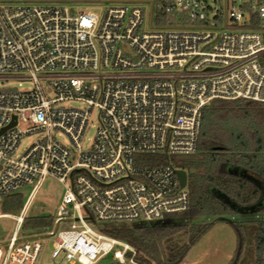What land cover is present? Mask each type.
<instances>
[{"label": "built area", "instance_id": "built-area-1", "mask_svg": "<svg viewBox=\"0 0 264 264\" xmlns=\"http://www.w3.org/2000/svg\"><path fill=\"white\" fill-rule=\"evenodd\" d=\"M109 4L100 16L64 4ZM0 6V264H38L19 240L46 177L63 187L51 263L216 264L226 246L174 224L190 200L175 169L135 156H192L213 101L264 104V0H26ZM262 62H261V61ZM30 84L27 91L9 85ZM74 102L80 108L64 107ZM96 130L82 147L89 119ZM64 136L71 149L53 138ZM36 141L17 154L26 137ZM33 189L16 215L1 201ZM133 224L115 239L97 226ZM159 223L160 237L144 229Z\"/></svg>", "mask_w": 264, "mask_h": 264}, {"label": "trees", "instance_id": "trees-1", "mask_svg": "<svg viewBox=\"0 0 264 264\" xmlns=\"http://www.w3.org/2000/svg\"><path fill=\"white\" fill-rule=\"evenodd\" d=\"M160 165L172 166L187 176L190 206L186 213L174 215V224L195 228L190 248L184 251L183 260L191 248L200 242L213 222H222L236 238L237 249L231 254L230 264H238L245 240L249 238L251 263L264 264V104L244 100L213 101L203 110L194 155L176 159L155 160ZM22 200L8 195L1 201L4 214L20 212ZM47 227L49 219H25L21 232L28 224ZM160 224L143 226L160 237ZM108 236L121 239L118 233ZM143 255L161 264L156 255L141 250ZM136 264H144L135 259Z\"/></svg>", "mask_w": 264, "mask_h": 264}, {"label": "rangeland", "instance_id": "rangeland-1", "mask_svg": "<svg viewBox=\"0 0 264 264\" xmlns=\"http://www.w3.org/2000/svg\"><path fill=\"white\" fill-rule=\"evenodd\" d=\"M22 1L26 0H0V6L2 5H38V4H22ZM65 7H68L71 12V14L81 13L84 11L90 12L93 15L100 16L106 7L109 6L106 2H100L96 4H64ZM261 61V60H260ZM262 62V61H261ZM12 88H16L18 91H27L30 89V84L24 83L20 87H17L16 84L9 85ZM64 107H71V108H80V105L74 102H69L64 104ZM96 114L93 113L91 118L89 119V125H88V132L84 137V141L82 143V147L85 148L88 146L93 139L95 135L96 130ZM53 138L58 140L62 145L67 147L68 149H71L67 139L62 136L59 133H53ZM36 137H26L21 140L17 154H20L21 152L28 149L30 145H32L36 141ZM163 158L164 155H159L157 157L154 156H135L134 162L135 165H153L150 164V162L155 161L157 158ZM170 161L172 165H174V162H176V159L181 158V156H169ZM154 165H160L158 163H155ZM167 166V164H165ZM172 167V166H171ZM175 169V168H173ZM176 170V169H175ZM178 171V170H176ZM33 189V185L27 186L23 189H21L17 194H15L18 198L22 200V203H24L28 196L30 195L31 191ZM63 194V187L60 185L55 179L51 177H46L42 183L40 184L38 190L32 197L26 219L35 220V219H49L50 225L47 227H34L32 226V222L28 224L27 227L24 228V230L21 232L19 240L21 241H38L41 245V251L39 254V262L38 264H52L51 263V254L53 252V239H49L47 236L50 232H57V231H67L69 224L64 225L63 227L58 228L55 230L52 222L55 218L57 208L60 205L61 198ZM255 220H264V216H257L256 218H253ZM98 230L107 235L108 233H118L121 235L122 232L128 230V229H134L136 228L133 224H107L103 223L97 226ZM10 235L8 231L3 227V225L0 223V247L4 246L5 243L8 241ZM206 238H210L213 241H217L218 243H221L222 245L226 246L227 252L226 255L216 264H230L231 259L230 256L233 254L237 249V242L235 235L233 231L224 226L222 222H213L212 226L208 229V232L206 234ZM249 238L247 237L244 244V249L242 251L241 259L238 264H252L251 263V250H250V244H249ZM158 260H160L159 256L156 255ZM60 264H68L65 262H61ZM97 264H116L112 260V256L109 255L105 258H103L100 262Z\"/></svg>", "mask_w": 264, "mask_h": 264}, {"label": "water", "instance_id": "water-1", "mask_svg": "<svg viewBox=\"0 0 264 264\" xmlns=\"http://www.w3.org/2000/svg\"><path fill=\"white\" fill-rule=\"evenodd\" d=\"M176 175H177V178H178V181H179V184L181 187H185L186 184H187V176L184 172L182 171H178L176 172Z\"/></svg>", "mask_w": 264, "mask_h": 264}]
</instances>
